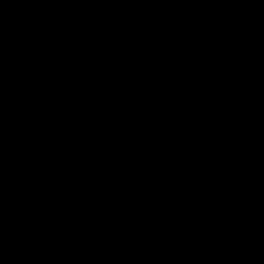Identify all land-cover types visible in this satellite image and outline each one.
Listing matches in <instances>:
<instances>
[{
	"label": "crops",
	"instance_id": "0c3cea01",
	"mask_svg": "<svg viewBox=\"0 0 264 264\" xmlns=\"http://www.w3.org/2000/svg\"><path fill=\"white\" fill-rule=\"evenodd\" d=\"M67 2L60 11L45 0H0V41L29 39L24 55L10 51L4 63L21 114L10 120L20 137L14 153L0 150V186L13 193L2 187L5 199L19 200L21 224L55 235L51 255L43 250L35 264H114L122 256L111 225L118 206L183 176L192 191H206L232 161L264 154V0ZM184 39L191 52L160 61ZM163 137L171 146L160 152L129 150ZM110 138L120 142L117 162L84 164L92 152L108 155ZM63 172L68 181L56 197L37 194L34 178ZM25 173L40 201L27 213ZM102 184L112 191L109 206Z\"/></svg>",
	"mask_w": 264,
	"mask_h": 264
},
{
	"label": "built area",
	"instance_id": "2783aa9c",
	"mask_svg": "<svg viewBox=\"0 0 264 264\" xmlns=\"http://www.w3.org/2000/svg\"><path fill=\"white\" fill-rule=\"evenodd\" d=\"M49 5L57 7L60 11L68 8L67 0H45ZM129 5L133 11L139 12L141 5L138 1H130ZM29 39L23 33H17L16 40L12 43L0 41V61L4 67L3 57L12 51L15 56H22L25 53L23 43ZM232 99L240 105L244 103V95L238 91L232 94ZM175 110L184 111L185 102L178 101ZM10 112L20 116L18 101L14 96L9 104ZM134 132L143 131V124L139 117H134L131 121ZM109 154L100 155L92 152L83 158L86 165L92 166L95 162H100L102 166L115 164L120 142L117 139L108 140ZM21 143L17 145L16 155L22 156L23 147ZM171 146V142L166 138L151 140L145 138L142 142L129 146V150L136 156H145L149 150L160 152L164 148ZM191 179L183 176L174 180L165 181L162 185L151 191L140 202H131L117 207V215L111 220V225L115 231L119 250L122 255L131 252L142 251L148 248L161 236L169 233L182 221L195 217H210L214 204L213 194L210 189L206 191H192ZM99 191L105 200L106 205H111V188L108 184L99 186ZM20 252L15 259L16 264H35V257L43 250L49 248L55 242V235L52 231L29 230L21 239ZM59 257H55L53 262H57Z\"/></svg>",
	"mask_w": 264,
	"mask_h": 264
},
{
	"label": "water",
	"instance_id": "95a60500",
	"mask_svg": "<svg viewBox=\"0 0 264 264\" xmlns=\"http://www.w3.org/2000/svg\"><path fill=\"white\" fill-rule=\"evenodd\" d=\"M0 264H16L12 248L2 241ZM114 264H264V166L226 194L209 218L186 219Z\"/></svg>",
	"mask_w": 264,
	"mask_h": 264
},
{
	"label": "trees",
	"instance_id": "16d2710c",
	"mask_svg": "<svg viewBox=\"0 0 264 264\" xmlns=\"http://www.w3.org/2000/svg\"><path fill=\"white\" fill-rule=\"evenodd\" d=\"M26 43L23 47H26ZM192 48L190 42L187 39L174 42L168 46L166 53L159 57L160 61H168L178 58L188 52H191ZM10 88L6 83V74L4 71L3 64L0 61V148L6 140H8L15 132V128L9 124L12 117L19 116L18 114L13 115L9 111L10 99ZM58 98H61L59 95ZM19 105V103H18ZM7 107V110L5 109ZM20 109V105H19ZM6 110V111H4ZM8 120V122H7ZM23 145V143H21ZM0 157V163H1ZM264 166V154L260 157L250 156L239 158L231 162L229 167L226 169L221 179L210 188L214 204L212 212L219 207L226 199V194L233 193L241 184H243L248 178L255 174ZM68 172L60 173L59 175L40 177L34 180L32 184L36 189V192L41 197H56L58 190L63 187L68 181ZM3 189L0 186V197L2 198V212H4L7 221L5 226L7 227L8 238L14 240L15 246L8 243L12 248L15 259L19 254V247L21 244V237L31 229H35L34 226H28L17 223V217L21 213V206L19 200H8L3 195ZM122 255V254H121ZM124 256V255H122ZM121 256V257H122Z\"/></svg>",
	"mask_w": 264,
	"mask_h": 264
},
{
	"label": "rangeland",
	"instance_id": "374dc122",
	"mask_svg": "<svg viewBox=\"0 0 264 264\" xmlns=\"http://www.w3.org/2000/svg\"><path fill=\"white\" fill-rule=\"evenodd\" d=\"M10 52V51H9ZM6 56L7 55H5L4 57H3V59H4V62L3 63H5V61H6V64H7V59L8 58H6ZM9 95H10V99L12 98V95H11V91H10V93H9ZM14 97H16L15 99L16 100H18V98H17V96L16 95H13ZM6 110H7V107L5 108ZM9 109V108H8ZM6 110H4V111H6ZM10 111V110H9ZM7 122H8V120H7ZM9 124H11V121L9 122ZM12 125V124H11ZM19 136H16V135H12L8 140H6L5 142H3V144H2V146H1V151H10L11 149H12V153H14L13 152V150H14V146H15V144L17 143V141L19 140ZM23 155V154H22ZM18 156V155H17ZM33 176V175H32ZM32 176H28V174L27 173H25L24 174V185L22 186V188H23V190L25 191V193H23V195H25V194H27V196H30L31 197V204L29 205L30 206V208H24V211L27 213V212H31V210H32V208H36V206L37 205H39L40 203V201H39V199H38V197H37V195L35 194V192H33V190H28V188H26V187H28L29 185H30V180H32L33 179V177ZM29 178V180H27ZM36 179H37V177H36ZM33 180H35V178L33 179ZM3 184V183H2ZM14 186H15V188L17 187L15 184H14ZM2 187L4 188V190L5 191H9V193L7 192V196H8V198L9 199H11V196H10V194L12 195L13 193H12V191H11V189H6L5 188V186H3L2 185ZM19 188V187H18ZM19 193V191H16V194H18ZM6 195V194H5ZM6 196V197H7ZM2 208H3V206H2V198L0 197V240L3 242H5V243H11V245L12 246H15V242H14V240H11L10 239V237L8 238V234H7V227L5 226V223H6V219H7V217H5V214H4V212H2ZM18 219V218H17ZM25 220H27V219H23V220H17V222L19 223V224H21L23 221H25ZM39 230V229H38ZM40 230H42V229H40ZM26 234V233H25ZM24 234V235H25ZM24 235H22V236H24ZM53 249V248H52ZM45 252V254H49V255H51V253L53 252L52 250H51V248H48V249H46V250H44ZM35 261H36V259L34 260V263H35Z\"/></svg>",
	"mask_w": 264,
	"mask_h": 264
},
{
	"label": "bare ground",
	"instance_id": "6f19581e",
	"mask_svg": "<svg viewBox=\"0 0 264 264\" xmlns=\"http://www.w3.org/2000/svg\"><path fill=\"white\" fill-rule=\"evenodd\" d=\"M23 44H24V43H23ZM40 253H41V252H40ZM40 253H39V254H40ZM35 258H36V257H35Z\"/></svg>",
	"mask_w": 264,
	"mask_h": 264
}]
</instances>
